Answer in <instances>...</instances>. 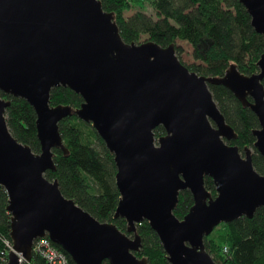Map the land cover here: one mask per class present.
Instances as JSON below:
<instances>
[{
    "label": "water",
    "instance_id": "water-1",
    "mask_svg": "<svg viewBox=\"0 0 264 264\" xmlns=\"http://www.w3.org/2000/svg\"><path fill=\"white\" fill-rule=\"evenodd\" d=\"M239 2L264 37V0ZM256 63L251 74L230 63L221 75H199L179 60L173 42H125L100 0H0V91L33 108L40 144L33 152L12 135L5 119L11 101L0 96V185L12 241L5 264H20V256L29 261L33 239L45 235L74 264H149L134 253L142 221L170 264H219L203 238L219 223L264 207V174L254 169L250 147L241 152L227 142L236 134L208 85H223L255 114L253 146L264 158V52ZM59 85L79 93L81 104H50ZM72 113L113 155V217L125 220V231L96 219L44 175L55 169L52 148L68 152L58 122ZM158 125L165 133L156 137ZM184 189L193 203L178 218L173 209Z\"/></svg>",
    "mask_w": 264,
    "mask_h": 264
},
{
    "label": "trees",
    "instance_id": "trees-1",
    "mask_svg": "<svg viewBox=\"0 0 264 264\" xmlns=\"http://www.w3.org/2000/svg\"><path fill=\"white\" fill-rule=\"evenodd\" d=\"M104 10L113 13L119 33L125 42H140L146 38L166 46L174 43L179 60L182 47L176 40L190 44L192 62L185 64L199 75H221L230 63L244 74L257 71V60L264 52V37L255 31L250 16L239 0H100ZM147 6L145 9L144 7ZM127 11L131 13L126 14ZM264 86V77L262 79ZM212 97L225 121L234 129L236 137L227 141L252 149L254 169L264 174V158L254 148L252 130L258 127L255 114L243 107L226 87L209 84ZM0 96L10 99L5 108L7 127L18 141L39 152L36 136V114L26 100L0 91ZM83 101L79 93L59 85L50 90V104H69L78 107ZM59 132L68 152L52 148L54 170H46L48 179L56 178L61 193L71 198L82 209L99 221H109L125 231L121 217H113L119 192L115 183L116 167L112 153L89 122L75 114L58 122ZM165 133L162 125L154 128L156 137ZM204 186L212 195L215 187L209 176H204ZM8 196L0 185V264L4 248L3 238L9 239ZM193 203L188 189L180 190L173 213L182 218ZM136 231L141 246L134 253L145 257L149 264H170L155 231L147 221L137 224ZM205 250L219 264H264V207L256 209L251 217L240 216L222 222L203 238ZM227 245L228 252H222ZM66 253V252H65ZM69 263L74 264L66 253ZM36 264L41 260L34 259ZM101 264H109L103 260Z\"/></svg>",
    "mask_w": 264,
    "mask_h": 264
},
{
    "label": "built area",
    "instance_id": "built-area-1",
    "mask_svg": "<svg viewBox=\"0 0 264 264\" xmlns=\"http://www.w3.org/2000/svg\"><path fill=\"white\" fill-rule=\"evenodd\" d=\"M4 248L1 251V258L7 261V254L12 249L11 239L3 238ZM222 252H228L227 245H223ZM40 259L38 264H70L66 253L56 244H54L46 235L33 239L31 245V259L26 261L23 257H19L20 264H36L34 259Z\"/></svg>",
    "mask_w": 264,
    "mask_h": 264
},
{
    "label": "rangeland",
    "instance_id": "rangeland-1",
    "mask_svg": "<svg viewBox=\"0 0 264 264\" xmlns=\"http://www.w3.org/2000/svg\"><path fill=\"white\" fill-rule=\"evenodd\" d=\"M145 9L147 8V6L144 7ZM131 13V11H127L126 14ZM148 38H146V36H142L140 39L141 41L147 40ZM176 44L180 45L182 47V53L180 54V59L185 63H190L192 62L194 59L192 58L191 55V46L189 43H187L186 41L183 40H176Z\"/></svg>",
    "mask_w": 264,
    "mask_h": 264
}]
</instances>
